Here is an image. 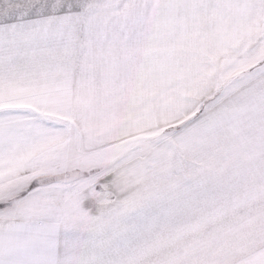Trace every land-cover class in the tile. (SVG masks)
Listing matches in <instances>:
<instances>
[{
	"label": "snow or ice",
	"instance_id": "snow-or-ice-1",
	"mask_svg": "<svg viewBox=\"0 0 264 264\" xmlns=\"http://www.w3.org/2000/svg\"><path fill=\"white\" fill-rule=\"evenodd\" d=\"M0 264H264V0H0Z\"/></svg>",
	"mask_w": 264,
	"mask_h": 264
}]
</instances>
